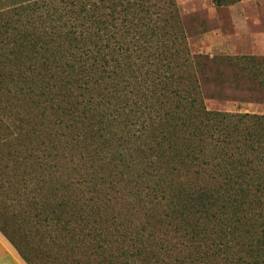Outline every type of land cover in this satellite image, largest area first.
Returning <instances> with one entry per match:
<instances>
[{"label": "trees", "instance_id": "16d2710c", "mask_svg": "<svg viewBox=\"0 0 264 264\" xmlns=\"http://www.w3.org/2000/svg\"><path fill=\"white\" fill-rule=\"evenodd\" d=\"M194 58L177 0H0V234L27 264L255 252L264 115L209 109Z\"/></svg>", "mask_w": 264, "mask_h": 264}, {"label": "rangeland", "instance_id": "374dc122", "mask_svg": "<svg viewBox=\"0 0 264 264\" xmlns=\"http://www.w3.org/2000/svg\"><path fill=\"white\" fill-rule=\"evenodd\" d=\"M229 1L218 6L213 0H177L202 99L209 109L264 115V0ZM241 240L222 233L221 246L208 249L205 258L196 254L195 264H264V240L250 237L255 252L249 254L238 245Z\"/></svg>", "mask_w": 264, "mask_h": 264}, {"label": "crops", "instance_id": "0c3cea01", "mask_svg": "<svg viewBox=\"0 0 264 264\" xmlns=\"http://www.w3.org/2000/svg\"><path fill=\"white\" fill-rule=\"evenodd\" d=\"M8 244L10 243L0 234V264H21L18 252Z\"/></svg>", "mask_w": 264, "mask_h": 264}]
</instances>
